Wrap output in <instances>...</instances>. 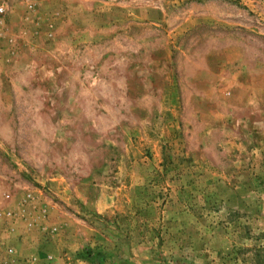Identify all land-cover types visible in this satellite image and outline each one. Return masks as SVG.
<instances>
[{
  "label": "rangeland",
  "instance_id": "rangeland-1",
  "mask_svg": "<svg viewBox=\"0 0 264 264\" xmlns=\"http://www.w3.org/2000/svg\"><path fill=\"white\" fill-rule=\"evenodd\" d=\"M0 8V264H264V0Z\"/></svg>",
  "mask_w": 264,
  "mask_h": 264
},
{
  "label": "built area",
  "instance_id": "built-area-1",
  "mask_svg": "<svg viewBox=\"0 0 264 264\" xmlns=\"http://www.w3.org/2000/svg\"><path fill=\"white\" fill-rule=\"evenodd\" d=\"M0 11H2V9L0 8Z\"/></svg>",
  "mask_w": 264,
  "mask_h": 264
}]
</instances>
